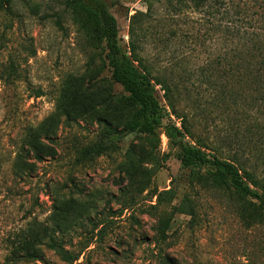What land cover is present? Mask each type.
<instances>
[{
  "label": "rangeland",
  "instance_id": "obj_1",
  "mask_svg": "<svg viewBox=\"0 0 264 264\" xmlns=\"http://www.w3.org/2000/svg\"><path fill=\"white\" fill-rule=\"evenodd\" d=\"M102 1L117 21L125 52L132 16L139 14L135 24L149 27L138 32L142 54L154 67L181 57L200 65L222 44L218 31L209 40L205 12L187 8L175 15L164 0ZM85 13L80 1L68 8L67 0H16L12 11L0 10V154H13L29 125L54 114L57 123V155L36 164L30 183L19 186L20 197L1 192L0 176V264H264L259 201L227 184L197 183L175 157L164 160L169 146L163 131L157 146L124 132L134 107L110 78L99 34L82 25ZM12 61L18 74L7 79ZM177 111L192 121L189 142L207 144L228 160L220 138L235 129L232 124L216 117L204 129L187 101ZM168 120L180 125L172 115ZM108 137L115 139L112 149L90 163L76 160L77 148ZM196 173L211 179L216 172ZM166 190L172 195L158 203ZM185 196L193 209L172 214ZM167 217L170 227L161 239L158 222ZM20 227L21 233L52 230L67 255L39 245L40 259L13 263L8 242Z\"/></svg>",
  "mask_w": 264,
  "mask_h": 264
},
{
  "label": "trees",
  "instance_id": "obj_2",
  "mask_svg": "<svg viewBox=\"0 0 264 264\" xmlns=\"http://www.w3.org/2000/svg\"><path fill=\"white\" fill-rule=\"evenodd\" d=\"M15 1L0 0V10L12 11ZM76 1L86 9L82 25L99 34L104 44L111 80L122 88L134 107L124 132L148 137L157 146L160 131H163L169 146L162 156L164 160L173 156L184 170L191 171L193 181L218 187L227 184L241 196L259 201V207L264 210V0H240L239 4L226 0H164L175 15L187 8L205 12L202 17L208 25L209 40L218 31L222 44L200 65L181 57L160 64V67H154L151 59L142 54L138 32H145L149 27L143 29L135 24L139 14L132 16L128 52H125L119 43L117 21L105 3L102 0H67V7ZM7 73V79L17 76L13 61ZM157 86L163 91L166 106L157 95ZM181 101L191 104L194 114L203 121L204 129H208L210 120L216 117L233 125L235 129H228L230 132L220 138L228 160L218 157L207 144L187 140L194 136L192 121L189 114L177 111ZM171 115L179 120V126L167 121ZM56 127L55 114L37 126L29 125L14 144L13 154L5 151L0 154V176L4 178L1 192L9 199L22 195L19 186L30 183L37 163L57 155L54 148ZM114 145L115 139L108 137L79 147L76 160L81 164L93 162ZM259 162L263 163L262 169H259ZM5 165H9L7 171ZM205 168L216 172L211 179L196 173ZM171 195L170 190L161 192L157 196L158 203ZM193 207L192 201L185 196L171 213L186 214ZM170 222L171 217L159 220L157 233L161 239L166 238ZM21 228L8 242L13 263L40 259L39 245L67 255L56 242L52 230L44 227L35 231L28 227L21 233Z\"/></svg>",
  "mask_w": 264,
  "mask_h": 264
}]
</instances>
